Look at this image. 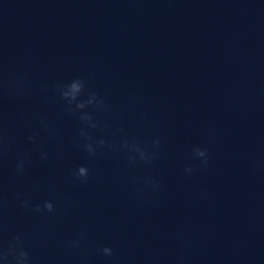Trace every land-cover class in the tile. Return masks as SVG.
I'll list each match as a JSON object with an SVG mask.
<instances>
[{
    "label": "clouds",
    "instance_id": "1",
    "mask_svg": "<svg viewBox=\"0 0 264 264\" xmlns=\"http://www.w3.org/2000/svg\"><path fill=\"white\" fill-rule=\"evenodd\" d=\"M85 82L83 80L80 79H75L73 81H71L69 84H67L66 86L63 87V90L60 91V95L63 99H65L69 105H71L73 102L77 101V98L84 92L85 90ZM2 87L4 89V91H8L9 89H14L16 90L18 93L22 90L23 87V81L20 79L17 80H4ZM95 100V96L93 95L90 99H88L87 101H81L76 103V109H83L85 108L86 105H91L93 104ZM82 122H89L91 121V116H89L88 114H84L80 117ZM91 127H96L95 124H91ZM81 135L85 136L86 134L84 133V131H81ZM89 140L91 139L90 137H87ZM30 140L32 139V137L29 138ZM101 146H103L104 141H100L99 142ZM7 142L4 138L3 135H0V151H6L7 150ZM85 150L89 153V155H95V149H93L91 143L85 144L84 145ZM194 154L196 157L201 159V162L203 165H207L208 163V153L206 150L200 149V148H195L194 149ZM42 158H46V156H44L42 154ZM17 171H22L23 167H24V161H20L17 163ZM187 172H191L192 169L191 168H187L186 169ZM73 175L77 178L80 179L82 181H86L87 177L89 176V169L86 166H79L75 173H73ZM145 185H150L151 189L153 192L159 191V184L154 181V180H146L144 181ZM138 192L140 194H145V190L139 189ZM27 203V202H25ZM42 210H46L48 212H52L54 211V205L51 201H45L43 204V209L37 205L34 208V211L36 212H41ZM84 239V234L81 233L80 236L71 241V245L74 248H80V244L81 241ZM100 254L106 258H111L114 256V250L111 247H102L100 248ZM26 253H21V256H25ZM182 259V258H181Z\"/></svg>",
    "mask_w": 264,
    "mask_h": 264
}]
</instances>
